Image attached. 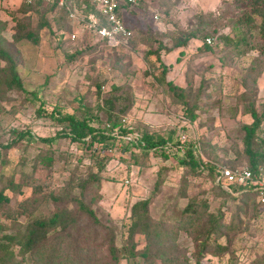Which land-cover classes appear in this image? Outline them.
Returning <instances> with one entry per match:
<instances>
[{"label": "rangeland", "instance_id": "1", "mask_svg": "<svg viewBox=\"0 0 264 264\" xmlns=\"http://www.w3.org/2000/svg\"><path fill=\"white\" fill-rule=\"evenodd\" d=\"M221 1L142 0L138 6L127 9L124 12L125 23L134 35L139 53L124 50L130 55V61L116 66L115 57L102 55V50L95 53L100 44L96 36H88L84 30L79 29L72 33L75 35L72 40L66 17L57 8L53 9L49 0H43L28 12V6L22 0H0V36L12 47V56H16L18 73L25 88L24 92L3 94L0 99V135L7 137L12 130L29 131L37 140L27 148V156L32 158L37 153V148L43 147L38 139L55 136L60 131L51 121L36 119L34 111L42 101L56 104L61 111L78 118L85 116L95 127H101L106 122V115L102 111L96 112V108L97 86L103 83V78L95 77L94 73L95 70H103L105 60L112 67L108 84L125 83L124 91L127 90L133 101L130 110L123 117L125 123L123 119L122 122L136 131L147 129L164 136L173 132L175 137L177 131L186 127L180 122L183 107L171 98L165 85L156 81L161 67L155 57L150 61L143 58V53L148 50L145 41L148 42L149 37H152L154 42L150 44L155 49V41L160 38L162 44L171 47L181 31L189 32L195 27V17L201 11L208 12L207 14L213 12L214 20H218L217 26H231L238 18V11L231 1ZM155 15L158 16L157 19L154 18ZM21 22L26 23L38 35L37 45L27 41L12 43L15 26ZM223 32L235 38L228 28L224 27ZM252 42L255 43V40ZM213 43L216 44L217 40ZM200 44L193 40L184 49L183 55L180 51L168 55L162 53L161 59L168 66L167 80L184 88L189 108H194L196 118L188 128L196 131L209 144L206 147L212 156L228 164L243 149L240 140L241 126L250 124L252 119L243 113L241 98L244 96L245 104L250 103L247 91L254 85L257 89L256 110L259 113L264 110V68L261 67L260 60V64L254 65L257 67L256 71L247 72L256 53L249 52L239 56L245 50L244 46H228L223 52L217 48L215 52L201 55L197 53ZM77 53L80 55L73 60L68 58ZM261 69L263 72L254 82L253 79ZM107 90L104 87L103 92ZM24 146L23 143L8 153L7 157L11 162L3 168L5 175L10 174L13 168H18L20 159L25 155L22 153ZM127 146L120 143L110 150L102 151L111 161L105 165L102 173L103 199L100 206L115 220L119 230L118 245L126 238L125 230L131 222L130 207L141 199L150 200L149 208L154 220H168L175 224L188 198L196 197L200 202H207L208 212L217 213L220 210L224 221H230L235 208L232 205L228 209L223 207V199L213 192V186L207 177H192L174 158L164 163L153 154H149L146 160L140 158L138 164L132 161L126 163L132 156L130 149L122 153ZM54 148L64 154L63 159H67L68 165H59L52 172L51 190L62 187L68 181L71 171L64 168L73 169L78 166L76 173L85 174L93 163L87 159L79 163L77 159L82 154L89 153L81 151L69 139H57ZM93 148L96 149L97 145L94 144ZM140 153L142 151L137 150L139 156ZM91 169L93 173L97 170L94 166ZM43 174L40 171L36 175ZM18 177L15 174V181ZM182 193L185 197L181 196ZM29 194L30 189H26L18 200ZM249 207L245 214L240 215V231L232 236L229 252L220 257L206 255L202 264H264V208H253L251 204ZM177 234L178 242L187 248L186 254L192 258L194 248L190 245V238L179 227ZM138 241L140 247L144 246L142 239L139 238ZM13 250L16 253L17 249Z\"/></svg>", "mask_w": 264, "mask_h": 264}, {"label": "trees", "instance_id": "2", "mask_svg": "<svg viewBox=\"0 0 264 264\" xmlns=\"http://www.w3.org/2000/svg\"><path fill=\"white\" fill-rule=\"evenodd\" d=\"M42 1L34 0L33 3L26 4L28 6L26 11H31L33 6L41 4ZM229 1L238 11V18L231 26H217L218 20H214L213 12L207 14L208 12L201 11L195 17V27L189 32L181 31V35L174 39L171 47L162 44L160 38L155 41L157 43L155 49L151 48L154 42L152 37H149L148 42L145 41L148 50L143 53V58L150 61L155 57L161 67L160 74L156 75V81L165 85L172 95L171 98L183 107L184 112L181 113L183 118L180 122L186 127L181 128L180 132L175 129L177 131L175 137L173 132L164 136L149 132L147 129L136 131L122 122L133 101L127 90L124 91L125 83L108 84L112 67H109L108 61L105 60L103 70H95L94 73L95 77L103 78V83L97 86L96 108V112L102 111L106 115V122L101 127H95L85 116L78 118L74 114L61 111L56 104L42 101L34 111L36 119L49 120L60 128V131L55 136L38 139L43 147L37 146V153L32 158L27 156V148L31 142L37 140L29 131L12 130L7 137L0 135V264H121L123 261L126 264H202L206 255L220 257L229 252L232 236L240 231V215L249 210V204L253 208L260 205L253 192H241L240 187L230 185L233 193H239V196L235 197L223 186H215L214 180L218 176L215 165L233 170L247 167L255 176L264 179V110L261 113L256 110L257 89L254 85L247 91L250 103L245 104L244 96L241 98L243 113L249 115L252 121L241 126L240 140L243 149L237 158L227 164L212 156L213 154L207 151L206 145L209 144H206L207 142H204L197 132L188 128L196 118L194 108H189L184 88L167 80L168 66L161 59L162 53L168 55L180 51L179 53L183 55L182 52L188 48L190 42L196 40L201 43L197 48V53L201 55L215 52L217 48L223 52L228 46H244L245 50L241 51L239 56L242 57L249 52L256 53L247 72L256 71L257 67L254 65L260 64V60L261 67L264 68V0ZM49 3L53 9L57 8L66 17L71 32L69 34L80 29L84 30L86 35L99 39L100 46H97L96 54L102 50V55L115 57L116 66H122L130 61V55H127L122 47L108 49L105 40L100 38L96 31L90 30L84 23L69 19L66 8L59 6L54 0H49ZM67 6L81 11L85 16L92 14L100 17L89 0H67ZM104 22H101V26H106ZM224 27L228 28L235 38L223 32ZM207 39L211 40L210 44L206 43ZM214 40H217L216 44L213 43ZM21 41L34 45L38 42V35L23 22L15 26V33L12 36L13 44ZM129 46L132 52L139 53L133 33L129 39ZM11 48L0 36V99L8 92L25 91L18 73L16 56H12ZM80 54L68 58L73 60ZM262 72V69L257 72L254 82ZM104 87L108 89L105 92ZM134 131L142 137L143 142L138 146L119 138ZM183 133H187L192 141L199 143L207 162L201 163L200 166L193 159L187 149L190 146L189 142L186 143L187 147L183 153L178 149L170 152L165 150L168 143L173 146L179 145V134ZM61 138L77 144L81 151H88L89 154H82L77 159L79 163L83 159L93 163L85 174L76 173L78 166L73 169L64 168L71 171L68 181L62 187L51 190L52 172L59 165L64 163L68 165L67 159H63L64 154L54 148L55 141ZM23 143L25 146L22 153L25 155L20 159L18 168H13L10 174L5 175L3 168L11 162L7 157L8 153ZM120 143L128 145L122 153H125L126 149L132 151L131 160L126 163L132 161L138 164L140 158L146 160L149 154H153L164 163L174 158L192 177H207L213 186V192L223 199V207L228 209L232 205L235 208L230 221H224V215L220 210L217 213L208 212L207 202H200L196 197L188 198L175 224L168 220H154L150 213V200L141 199L131 205L129 216L131 222L125 230L126 238L118 245V227L108 212H104L100 203L103 199L102 173L105 165L111 161L102 151L110 150ZM94 144L97 145L96 149L93 148ZM137 150L142 151L140 156ZM93 166L97 169L95 173L91 169ZM40 171L44 174L37 176ZM15 174L19 176L17 181ZM26 189H30L29 196L18 200ZM181 196L185 197L184 193ZM177 227L190 238V245L194 248L192 258L187 256V248L178 242ZM139 238L144 242L142 247ZM13 249H17L16 253Z\"/></svg>", "mask_w": 264, "mask_h": 264}, {"label": "built area", "instance_id": "3", "mask_svg": "<svg viewBox=\"0 0 264 264\" xmlns=\"http://www.w3.org/2000/svg\"><path fill=\"white\" fill-rule=\"evenodd\" d=\"M22 1L26 4H31L34 0ZM54 1L59 6L66 8L69 19L77 23H84L90 30L96 31L97 35L105 40L108 49L113 50L122 47L123 50L131 51L129 39L132 37V31L125 23L124 12L127 9L138 6L141 0H89L98 11L100 17H96L92 14L85 16L81 11L68 7L67 0ZM154 18L157 19L158 16L155 15ZM102 21H105L104 23L106 26H101ZM70 38L74 40L75 35L72 34ZM206 43L210 44L211 40L207 39ZM125 121L126 120L123 119L124 123ZM119 138L131 141L135 146L143 142L142 137L135 132ZM187 142H189L190 145L187 149L191 152L193 159L200 166L201 163L207 162L200 150L199 143L192 141L187 133L179 134V145L173 146L171 143H168L165 150L170 152L178 149L183 153L184 149L187 147ZM215 170L218 173V176L214 180L215 186H223L232 195H237L239 193H233L232 189L229 187L230 185L240 187L241 192H253L256 194L257 202L260 207L264 208V179L255 176L247 167L233 170L228 167L215 165Z\"/></svg>", "mask_w": 264, "mask_h": 264}, {"label": "crops", "instance_id": "4", "mask_svg": "<svg viewBox=\"0 0 264 264\" xmlns=\"http://www.w3.org/2000/svg\"><path fill=\"white\" fill-rule=\"evenodd\" d=\"M196 132V131H195Z\"/></svg>", "mask_w": 264, "mask_h": 264}]
</instances>
